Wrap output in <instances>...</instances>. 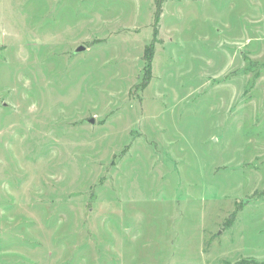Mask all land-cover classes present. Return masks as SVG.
I'll use <instances>...</instances> for the list:
<instances>
[{"label": "rangeland", "instance_id": "obj_1", "mask_svg": "<svg viewBox=\"0 0 264 264\" xmlns=\"http://www.w3.org/2000/svg\"><path fill=\"white\" fill-rule=\"evenodd\" d=\"M163 5L143 88L154 0H0V264H264V0Z\"/></svg>", "mask_w": 264, "mask_h": 264}, {"label": "trees", "instance_id": "obj_2", "mask_svg": "<svg viewBox=\"0 0 264 264\" xmlns=\"http://www.w3.org/2000/svg\"><path fill=\"white\" fill-rule=\"evenodd\" d=\"M166 0H154V5L156 6V11L154 14V25H153V36H154V41L151 46H148L145 49V56H144V74L142 77V84L140 85L143 88H146L148 84L151 82L150 80L152 79V59L154 58L156 51H155V44L157 41V35L159 33V26L161 22V16L163 14V3Z\"/></svg>", "mask_w": 264, "mask_h": 264}, {"label": "water", "instance_id": "obj_3", "mask_svg": "<svg viewBox=\"0 0 264 264\" xmlns=\"http://www.w3.org/2000/svg\"><path fill=\"white\" fill-rule=\"evenodd\" d=\"M83 51H85V48L82 47V46H80V47H78V48L76 49V53H81V52H83ZM90 122H91V123H94V119H91Z\"/></svg>", "mask_w": 264, "mask_h": 264}, {"label": "crops", "instance_id": "obj_4", "mask_svg": "<svg viewBox=\"0 0 264 264\" xmlns=\"http://www.w3.org/2000/svg\"><path fill=\"white\" fill-rule=\"evenodd\" d=\"M153 25V24H152ZM159 32H160V26H159ZM153 35V34H152Z\"/></svg>", "mask_w": 264, "mask_h": 264}]
</instances>
